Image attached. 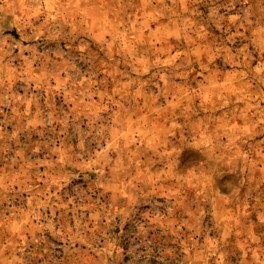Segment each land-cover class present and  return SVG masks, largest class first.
I'll return each instance as SVG.
<instances>
[{"label": "rangeland", "instance_id": "374dc122", "mask_svg": "<svg viewBox=\"0 0 264 264\" xmlns=\"http://www.w3.org/2000/svg\"><path fill=\"white\" fill-rule=\"evenodd\" d=\"M0 264H264V0H0Z\"/></svg>", "mask_w": 264, "mask_h": 264}]
</instances>
